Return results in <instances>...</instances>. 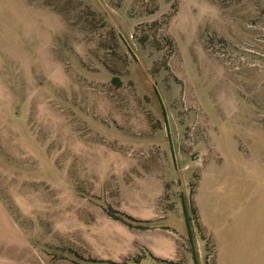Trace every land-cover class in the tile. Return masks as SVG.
I'll list each match as a JSON object with an SVG mask.
<instances>
[{"label":"rangeland","instance_id":"obj_1","mask_svg":"<svg viewBox=\"0 0 264 264\" xmlns=\"http://www.w3.org/2000/svg\"><path fill=\"white\" fill-rule=\"evenodd\" d=\"M215 254L264 264V0H0V264Z\"/></svg>","mask_w":264,"mask_h":264},{"label":"crops","instance_id":"obj_2","mask_svg":"<svg viewBox=\"0 0 264 264\" xmlns=\"http://www.w3.org/2000/svg\"><path fill=\"white\" fill-rule=\"evenodd\" d=\"M171 250H172V249H171ZM150 252H151L152 256L154 257V250L150 249ZM172 253H173V251H172ZM215 262H216L215 264H218V263H217V260H216V254H215Z\"/></svg>","mask_w":264,"mask_h":264},{"label":"trees","instance_id":"obj_3","mask_svg":"<svg viewBox=\"0 0 264 264\" xmlns=\"http://www.w3.org/2000/svg\"><path fill=\"white\" fill-rule=\"evenodd\" d=\"M184 210H186V209H184Z\"/></svg>","mask_w":264,"mask_h":264}]
</instances>
